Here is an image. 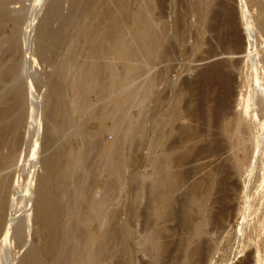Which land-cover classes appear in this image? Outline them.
Returning <instances> with one entry per match:
<instances>
[{
  "label": "bare ground",
  "instance_id": "obj_1",
  "mask_svg": "<svg viewBox=\"0 0 264 264\" xmlns=\"http://www.w3.org/2000/svg\"><path fill=\"white\" fill-rule=\"evenodd\" d=\"M177 1L174 0L173 3H177ZM213 1L199 0L198 3L195 1V7L191 5L193 7H191L193 15L196 18L194 22L198 26V28L196 27L198 29V34H196L197 45H200L201 42L203 43L202 38L205 39L203 37L204 30L208 27L207 23L210 22L209 18L211 14H214L212 12ZM20 2L18 0H0V264H64L63 262L65 264H100L101 262L102 264L103 260L99 259L102 256L104 258V255L107 257L109 254L105 248L101 251V246L105 243L107 247L109 246L108 249H111L115 246L112 245L113 243L116 244L118 240L121 241L122 239L121 243H117L122 244L121 247L125 248L124 253H126L127 250H130V242H132L131 239L134 232L130 227L125 225H122L121 231L116 229L117 231L115 232V229L112 230L111 226L114 225V220L110 219L111 214L109 213L110 211L108 212V202H105L101 196L98 197L95 193L96 191L94 192L93 190L92 182L91 184L88 182L90 176L95 175V170H98V172L95 171L96 175L100 171L103 173L102 170H107V176H109L111 181H117L115 182L118 183L117 186L122 192H124L125 188L128 189L126 186L128 185L127 178L129 177L125 176L127 175L125 174V168L129 162L131 163L132 154L130 155V152L127 150L131 149L130 146L134 144L132 142H136L134 140L137 138H141L142 140L145 134L144 124L147 118L140 116L141 120L138 117L135 121L129 116L130 114L126 113L122 115L121 119L118 118L117 113L119 114V110L127 104L129 95L126 94V91L132 87L131 78L134 71L132 63H137L131 60L134 51L132 44L139 45L141 49L140 53L145 54V56H142L153 61L162 59L167 55V49L162 48L164 39L161 40V34H166V32H163L167 29V25L165 26L164 21L156 16V11L159 9L158 5H161L162 0L160 4L159 0H32L29 7H22V4L21 8L18 7L19 9L14 7V5L20 4ZM239 3L242 7L240 10V24L244 31L245 44H247L246 50H243L245 52L243 55V57L245 56V61L241 67L239 65V70L236 69L238 65L236 64V66L235 63L237 62L233 64L228 61V64L226 61L225 64L223 62L224 65L219 62L212 66L210 65L211 67L209 66L207 70L205 69L206 71L204 70L206 78L213 77L212 79L216 78L213 81H221L222 83H219L223 84L224 87L222 90H225L223 91L224 93L221 92L222 90L220 91L223 95L216 90V93L222 95L220 98L218 97V101L215 102L218 99L217 97H214V101L211 98L213 103L219 102L220 105L217 108L215 105L214 110L208 113L210 119L208 122L214 119H217L216 121L218 122L219 120L223 121L222 123L220 122L221 125L219 127H217L218 125L216 126V129L218 128L217 130L220 131L219 133L217 131L215 134L213 132L212 144L209 145L208 150H210L212 158L216 157V152L218 153L220 149L228 154L227 163L231 162L233 165L231 172L234 171L233 174H235L236 180L238 179V182L241 180L242 184L245 185V188L242 186L245 189L242 194L245 197V201L259 206L255 209L257 211L259 208H264V0H239ZM170 7L173 8V5H170ZM188 10L185 11V14ZM160 12L158 13L161 16L165 13L162 12V15ZM188 16L191 17V14ZM179 17L178 19H180ZM56 22L58 23V27L53 29L52 24ZM177 23H180V21ZM229 26L226 28H229ZM230 28L232 29V27ZM237 34L236 31L234 36H237ZM234 36L231 37L235 38ZM132 40H136L137 44ZM165 48L167 47L165 46ZM137 50L139 51V49ZM136 54L134 57L139 55L138 53ZM58 57L59 61H56ZM144 57L143 59H145ZM33 58L36 61L41 60V63H44L50 70L53 67V70L42 77L40 75L38 79H31L30 74H32V71L30 67ZM142 60L140 61L142 62ZM148 62L150 63V61ZM118 66H121V72L119 71V73ZM235 70H238L239 82L237 81L238 88L236 87L238 94L235 92L234 96V91L232 93L231 90L233 87L231 86H233L232 82L236 78L235 74H233ZM43 71L45 70L43 69ZM204 76L203 79L205 78ZM214 84L216 87V82ZM39 85L40 87L44 85L46 93L44 94L45 99L43 101L47 105H50L51 108L48 111L50 129L48 136L44 140L45 146L46 148H54L48 156L46 155L47 157L42 162L45 176L36 180L35 171L31 172L24 189L25 194H23L22 198H17V195H20V193L17 194L15 191L13 174L15 172L14 169L18 168V163L22 161V157L20 156L19 159L18 155L19 140L22 135L24 136L23 131H26V135L33 131L35 110L42 104L41 102L37 103L39 101L37 99V88ZM211 88L215 89L213 86ZM213 89L210 90L213 91ZM91 94L95 95L97 99H95L96 104L87 101V98ZM233 96L236 97L235 100H232ZM149 98L150 96L143 100L139 99L142 109L146 108L147 103L150 101ZM180 98L178 96L175 101L170 103L169 108L163 110L164 117H161L162 121L160 122L162 123L161 126L164 125L163 127L168 128V137L172 135L176 122L185 119V116H190L188 114L183 116L184 110L181 113L179 106ZM98 103H101V105H98ZM199 107L201 106L199 105ZM195 108L193 107L195 112H198L196 111L197 108ZM124 109L126 111V108ZM207 110L210 111V109ZM189 112H192L191 109ZM195 112L193 113L195 114ZM220 114L223 117L225 116V118L220 119ZM120 120L123 121L120 123ZM107 122L110 123V128H106ZM91 123H94L93 125H96V127L103 128L101 134H105L106 137V134L108 135L109 133L111 138L108 139L106 137L103 139L100 133L96 134L93 133V130L90 131ZM212 123L216 125V123ZM117 124L118 126L120 124L124 125L123 129L122 126L120 128ZM116 126L117 128L114 132L112 127ZM213 127L215 126L213 125ZM119 129H122L121 133L118 132ZM67 133H69L68 137L66 136ZM119 133L121 137L117 136ZM37 136L31 146H38ZM165 136L158 143L159 158L155 159L154 164L162 166V171L165 174L163 181L169 193L166 197L164 196L165 198L152 202V204L164 206L161 208L163 212H160V209H156L158 206L151 205L152 207L155 206L151 211L154 212V216H152L156 222L157 220H162L165 213L167 214L169 209L171 210L172 197H175L173 193H175L182 179L174 172V165L175 163L177 164L179 153L167 149ZM115 137L122 139L123 143L121 142L122 146L121 148L119 147L120 149H118V146L121 143L117 146L114 143ZM96 138H99V140ZM219 138H222V142L224 143L219 145L221 143L218 142L221 141ZM89 144L93 146V155L87 153V155L83 156L84 154L82 155L81 150L85 145ZM199 150L201 152L200 147ZM88 155H91V157ZM86 156L89 158H84ZM119 159L121 161L117 162ZM215 168L206 176L203 182L204 185L202 183L193 185L187 194L188 200L183 210V219L185 216V223L183 222V224L188 228V232L186 233H188L189 237L182 244L184 246L182 248L184 250V259L181 260L182 262L180 261L181 264H188L190 261L189 257L186 256L187 253L192 258L193 256H197L200 246H205L202 237L206 232H204V228L210 223L206 217L208 218L211 215L206 214L208 211L206 206L215 188L216 179L221 174H224L223 172L221 173L223 168L222 170L220 169L221 167ZM224 169L226 168L224 167ZM228 170L230 171L229 167ZM228 170H225L226 172L223 170L225 176L221 180V184L223 182L228 183L231 180L232 177H230ZM80 172H84L88 177L87 181H85V186L82 187V183L73 186L74 182L72 183V180H77L75 176ZM80 174L79 177L81 176ZM200 181L202 182V180ZM232 181L234 180L232 179ZM130 182L128 183L131 184ZM79 184L82 188L78 187ZM70 185H72V194H65ZM34 187H39L38 194H33ZM34 195H36L35 198ZM66 196L69 199H66ZM18 202H23L27 211L32 213V216L27 215L26 218L17 220L14 211L17 204L19 205ZM210 205L213 204L211 203ZM229 205L231 206L232 204ZM152 207L150 208L152 209ZM223 211H220V214ZM222 214L220 217H222ZM191 216L194 217L192 222L189 221V217ZM263 219L256 222L259 225L254 223L255 227L252 226L253 228L249 227L250 230H248L249 228L247 229L254 236L256 235V237L252 236L254 240H257L255 238L258 236L261 242L264 241V237L260 234V230L264 227ZM110 220H113V224ZM32 221L37 228V232L41 233L40 236L43 243L38 244L37 242L36 245L34 244L29 247L25 250V254L16 262V258L12 255L11 242L15 241L14 245L22 249L21 247L26 244V230ZM212 222L214 223V221ZM219 222L221 223V220ZM256 225L259 229L256 228ZM242 228L245 230V227ZM244 230L239 231L243 234ZM256 230H259V232L257 233ZM159 234L161 235V233ZM236 234H238V231ZM249 234L247 235L249 236ZM117 237V241H114ZM249 237L250 239L252 238L251 234ZM259 241L255 242L260 243ZM151 243L152 249L157 252L155 256L156 260L161 247L157 243ZM212 244L210 243L209 245ZM214 247H216L215 244ZM214 247L213 249H215ZM210 248H206L210 250L209 254L207 253L208 256L212 255V253L216 255L217 250L215 251ZM99 250L103 253L106 250L105 254L100 255L101 257H99ZM122 250L124 251V249ZM69 251H71V254L69 253L71 258H65L68 260L63 261L64 254ZM256 255V263L264 264V255ZM109 256L110 260L114 258L111 254ZM108 258H104V261ZM210 258L213 259V257H209V260H211ZM209 260L208 262H210ZM205 262L207 263L206 260ZM127 264H131L130 261ZM209 264H212V262Z\"/></svg>",
  "mask_w": 264,
  "mask_h": 264
},
{
  "label": "rangeland",
  "instance_id": "obj_2",
  "mask_svg": "<svg viewBox=\"0 0 264 264\" xmlns=\"http://www.w3.org/2000/svg\"><path fill=\"white\" fill-rule=\"evenodd\" d=\"M18 1L19 2L23 1V2L22 3L20 2V4L14 5V7L21 8L22 5H23L22 7H26V6L29 7V5H31V3H32L31 2L32 0H27V1L26 0L25 1L24 0H18ZM163 1L166 2L168 0H162V3H161V0H159V4L160 3H161V5L163 4L162 5L163 7L161 5L160 6L158 5L159 9H157L158 11H156V13H157L156 16L158 18H161L162 21H164L163 23L165 24V26L167 25V29L165 27L166 30H164V32H163V33L166 32V34H161V40L164 39L163 42H164L165 46L167 47V48H165V46L162 42V44H163L162 48H164L165 50L167 49V55H165V57L162 59L161 58L158 59L157 61L154 60L155 61V63H154L153 60L148 59L147 57L145 58L144 53H140L141 49H140L139 45H134V43H133L136 40L135 41L132 40L133 41L132 45L134 46V47H132V49L135 52L133 51V54H132L133 59L131 58V60H133L132 62H137V63H132L133 64L132 67L134 70L133 74H132L133 76L131 78V83H132L131 86L132 87L130 90L126 91V94L129 95V96L127 95L128 96V102L126 105H124L119 110L120 113L119 114L117 113L118 118H121V119L123 117L122 115L126 114V113L130 114L129 116H131L132 120L134 119L135 121L138 117L140 118V120H141V117L147 118L145 121V124H144L145 134L142 137V140H141V138L140 139L137 138L136 140H134L136 142H132L134 144H132L130 146L131 149L127 150L128 152H130V155L132 154L131 155L132 161L130 160L131 163L129 162L128 163L129 166L127 165L125 168V170H126L125 174H127L125 176H128L129 178H131V179L127 178V184L128 185L126 187L128 189L125 188V190H123L124 192H122V190H120L119 187L117 186L118 185V183H116L117 181L116 180L111 181L109 176H107L108 175L107 170L106 171L102 170L103 173H101V171L99 170L100 172L97 173V175H96V172H98V170L97 171L95 170L96 171V172L94 171L95 175H93V176L91 175L89 182H88L90 184L92 182L91 185L93 187L94 192L96 191L95 193L97 194V196L98 197L101 196L102 199L105 200V202H108V205H109L108 212L110 211L109 213L111 214V216L110 215L109 216H110V219L112 218L114 220V225L111 226L112 230L115 229V232L117 230L121 231L122 225H125L127 227H130L134 232L133 238L131 239L132 242H130V247H129L131 251L127 250L126 253H124L125 248L123 246L121 247L122 244L121 245L118 244V243H121L122 239L120 237L121 241H119V240L117 241V239L119 237L118 236L114 240V241H117L118 243L116 242V244L115 243L112 244V245H115V246H113L114 249L113 248L108 249L109 246L107 247L105 243L104 244L107 248L105 246L103 247L104 244L100 248V250L102 249L101 251H103L105 248L107 250V251L106 250L105 251L108 252L109 255L111 254L113 256V254L115 253V255L113 256L114 258H111V260H110V256L108 254H106V255H108L109 258H108V256L106 257L104 255V258H108L110 261H112V259H113V261L110 262L108 259L107 260L105 259V261H104V258H102L103 257L102 255L105 254V251L103 253L100 250H99V257H101V256L102 257L99 260H101V259L103 260L102 264H108V263L109 264H127L128 261H130L131 264H181L180 261L182 259H184V250L182 249V248H184V246H182V244H184V240L189 237L187 235L188 233H186V232H188V228L186 227L185 224H183V222L185 220V216L183 219V215H184L183 210H184V208H185L184 206L188 200L187 194H188V192H190L189 190L192 189L193 185L198 184V183L199 184L202 183V185H204L203 182L206 179V176L215 167L216 168L221 167L220 169L222 170V168H223L224 171L228 170V167H229L230 171L229 170L228 171H229L230 177H232L231 180L229 181V179H228V181H229L228 183L223 182V184H221V182H222L221 180L224 178L226 171L224 172L223 170L221 171L219 169V171H221V173L223 172L224 174H221L216 179V182L214 185L215 188H214L212 195H211L212 199L210 198L211 201L209 200V202L206 206L208 208V211L206 212V214L207 215L211 214V215H209L210 218H209V216H208V218L206 217L207 220L209 219L208 221L210 223L207 222L209 225H206V227H205L206 230L204 228V232L205 231L206 232H205V235H203V237H202V240L204 239L203 242H204L206 247L200 246L201 250L199 249L197 256H193L192 258L190 256H188V253H187L186 256L189 257L188 259H190L188 264H209L211 262H212V264H257L256 263V261H257L256 256L257 255L256 254L264 255V243H263L264 241L261 242V240L258 239V236H257V238H255V239H257L258 241L260 240L259 241L260 243L255 242L257 240H254V238L252 237V236H254V234L247 231V229L249 227H251V228L255 227L254 223L257 224L256 222H259V220L261 221L263 219V217H264L263 209L264 208L263 209L259 208V210L256 211L255 209L259 206H255L256 205L255 203H254L255 205H252L251 202L248 203L249 201H245V197L242 195L243 190H245L244 189L245 185L242 184L240 179H239L240 180L239 182L237 181L238 179L236 180V177H234L235 174H233L234 171L231 172V170H233V165L231 164V162L227 163L228 154L225 153L223 150H222L223 151L222 152L220 149L218 153L216 152V157L212 158V156H210L211 152H210V150H208L209 145L212 144L211 141H212L213 132L215 134V133H217V131H218V133L220 131V130H217L218 128L216 129V126L218 125L217 127H219V125H221V123L223 121V120L222 121L219 120V118H218L219 122L216 121L217 119L211 120L210 121L211 123L208 122L210 120L208 117V113H210L214 110L213 108H215V105H216V108L220 105L219 102L213 103L211 100L213 99V101H214L216 97L220 98V96H222L224 93L223 91H225V90H222V89H224V87H223V84H221L222 83L221 81H217V80L213 81L214 79H216V78L212 79L213 77L206 78L204 76V72L209 68L210 65L212 66L215 63H219V62H220V64H223V62L225 64V61H226V63L228 61L229 63H233V64L235 62H237V63H235V65L236 64L238 65V66L236 65L237 66L236 69H238L239 65L241 67V65L245 61V56L243 57L245 52H243V50L244 51L246 50L247 44H245L246 40H245L244 35H243L244 31H243L241 24H240L241 23L240 22L241 21L240 10L242 9V7L239 3V0H214L213 5H212V7H213L212 12H214L215 15L212 13L210 18H209L210 22L207 23L208 27H207V29L204 30V33H203V35H204L203 37L205 39L202 38V40H203V43L201 42L202 45L201 44L197 45L198 41L196 39L197 38L196 34H198V31H197L198 26H196L197 24H196V22H194V21H196V18L193 15V11H192L193 9L192 8L195 7V4H194L195 1L198 3L199 0H195V1L194 0H178L177 3L176 2L173 3L174 0H172V2H170V0H169L166 3L165 2L163 3ZM235 3H237V4H235ZM169 4L171 6L173 5V8L170 7ZM191 5H193V7ZM11 6L13 7V5H11ZM174 6L176 7L175 9H174ZM163 9H165V10L162 11ZM188 9H190L191 11ZM218 9H219V11H217ZM187 10H188V12L185 14V11H187ZM158 12H160V13L165 12L164 15L162 13V15L164 17L161 16V14H159ZM190 14H191V17L188 16ZM184 15H186V16H184ZM178 17L180 19H178ZM177 19H178V21H177ZM176 21L177 22L180 21V23H177ZM183 22H185V23H183ZM36 25H37V22H36ZM228 26H229V28H226ZM57 27H58L57 22L52 24L53 29H56ZM230 27H232V29ZM231 31L234 34H232ZM236 31L238 33L237 34L238 37L234 36ZM181 34H182V36H181ZM231 36L232 37L234 36L235 38H232ZM236 37H237V39H236ZM229 39H231L232 41ZM197 46H199V47H197ZM137 49H139V51ZM228 49H230V50H228ZM54 50H55V47H54ZM251 52H252V50H251ZM134 53H135V55H134ZM136 53H138L141 56L142 55H144V56H142V58L139 55L137 57H134L137 55ZM168 53H169V55H168ZM143 57L145 59H143ZM140 60H142V62ZM147 60L150 61V63ZM229 60L232 62H230ZM37 61L35 58L32 59V65L30 67V69L32 71V72L30 71L32 73V74H30L31 79H38V78H40V75L42 77L43 75L48 74L50 71L53 70V67L50 70L49 68L46 67V65L44 63H41L42 62L41 60H39L38 62ZM56 61H59V57ZM54 67H55V65H54ZM120 68H121V66H118V73H119V71L121 72ZM32 69H34V70H32ZM43 69L45 71H43ZM238 70H235V72L233 73L236 76V78H234L235 81L233 80V82H232L233 86H231V87H233V89L231 88V90H232V93L234 91V93H233L234 96L236 93L238 94V89H237L238 88L237 81L239 82V79H238L239 77L237 74ZM38 72H40V73L38 74ZM203 76L205 77L204 79H203ZM205 80H208V81H205ZM215 82H216L217 88L214 86ZM219 82H221V83H219ZM211 85L215 89L211 88L212 87ZM200 86H201V88H200ZM202 86H203V88H202ZM37 89H38L37 90V99L39 101L37 100L38 102L37 101L36 102L37 103L41 102L42 104L40 107L37 108L38 110L37 109L35 110V114H34L35 125H33V128H32L33 131H32V129H30L32 132L30 131L31 133L30 134L28 133V135L25 134L26 131H23L24 136L22 135L20 140H19L20 145L18 147V155H19V159H20V156L22 157V161L20 163H18V168L14 169L15 172L13 174V183L15 184V187H16L15 191L17 192V194L20 193V195H17V198H22L23 194H25L24 189H25L26 183L28 182V179L31 175V172L33 173L35 171L34 174H35L36 180L45 176V171H44L42 162L48 156V154H50L53 151V148H54V147H50V148L47 147L46 148L45 141H44L46 139V137L48 136L49 129H50V116H49L48 111L51 109L50 105H47L43 101L45 99L44 94L46 93V89H45L44 85H41V87L39 85ZM210 89H213V91H215L214 92L215 94ZM216 90H218V92L222 95H220L219 93H216L217 92ZM220 91L223 93H221ZM218 94H219V96H218ZM148 95L150 96V98H149L150 101L149 102L147 101L148 103L146 105V108L142 109V107H140V103H141L140 100H143L144 98L149 97ZM178 96H179V98L181 97L180 98L181 100L179 101L181 113L184 110L186 112L183 111V113H182L183 116H185L187 114L190 116H187V117L185 116V119H182V120L176 122L174 125V131L172 132V135L170 137H168V135H167L168 134V128L163 127L164 125L161 126L162 123L160 121H162L161 117L162 116L164 117L163 110H165L166 108H169L168 106L171 105L170 103L175 101L178 98ZM234 96H233L232 100L236 99V97H234ZM219 98L216 99L215 102L218 101ZM95 99H96L95 95L91 94L87 98V101L88 102L91 101V103L93 102L94 104H96ZM156 103H157V105H156ZM229 103H231V102H229ZM98 105H101V103H98ZM199 105L201 107H199ZM127 107H128V109H127ZM193 107H196L197 108L196 111H198L199 113L195 112ZM124 108H126V111ZM157 108L160 110H158ZM201 108H202V110H201ZM190 109L192 112H189V113L193 114L192 116L194 118L191 116V114L188 113V111ZM207 109H210V111ZM37 112H38V114H37ZM42 112H44V113H42ZM193 112H195V114ZM184 113H186V114H184ZM196 113H198V114H196ZM36 115H39V116H36ZM194 115H196V116H194ZM219 117H220V119L225 118V116L223 117L221 114ZM121 121H123V120H120V123H121ZM212 122L216 123V125L213 124ZM93 124L94 123L90 124V126H91L90 131L93 130V133H96V134L100 133V135L103 136L102 137L103 139H105L106 137L108 139L111 138V135L109 133H108V135L106 134V137H105V134L104 135L101 134L103 132V128H101L99 126H98L99 127L98 128V127H96V125H93ZM118 124H117V126H118ZM213 125L215 127H213ZM117 126L112 127V130H114V132H115ZM121 126H122V124H120L118 127L121 128ZM123 126H122V129H123ZM176 126H177V128H176ZM190 126H191V128H190ZM106 128H110L109 122H107ZM192 128H194V129H192ZM122 129H119L118 132H120ZM194 130H197V131H195L196 134H195ZM120 133L117 136L121 137ZM68 134L69 133L66 134L67 137H68ZM36 136H37L38 146H31L33 144V142H34L33 140H35ZM164 136H165V143H166L167 149L172 151V152L177 151L176 153H179V156H178L179 159L177 160V164L175 163V165H174V172L180 177V179L181 178L182 179L178 185V188L175 190V193H173V196H175V197H172L173 202L171 205V210L170 209H169V211L167 210L169 214L167 213L168 214L167 215L165 213V215L163 216L164 219L162 218V220H160V221L157 220V222H156L155 218H153L154 212L151 211V210H153V207H155V206L152 207L151 205H153V204L156 205V204L155 203L152 204V202H154V201L156 202V200H158L160 198L161 199L165 198L167 196V194L169 193L168 189L166 188L164 181H163L165 174L163 173L164 171H162L163 170L162 166L160 165L161 166L160 167V166H156L154 164L155 159L159 158L158 157L159 156L158 143L164 139ZM120 139L118 137L114 138V143H116L117 146L122 142V139L121 140ZM184 139H186V140H184ZM219 139H221V141H218V142H221V143H219V145L224 143V142H222V138H219ZM97 140H99V138ZM122 143H121V145L118 146V149L121 148ZM221 146H220V148H221ZM199 147L201 148V152L199 150ZM198 150L200 153L199 152L197 153ZM81 151H82V155L84 154L83 156L87 155V153L93 155L92 152H94L92 144H89L87 146L85 145V147H83ZM197 154H199V155H197ZM88 156L91 157V155H88ZM88 156H86L84 158H89ZM120 161H121V159L117 160V162H120ZM181 161H183V162H181ZM228 164H231V165H228ZM230 166L232 167V169ZM224 167L226 169H224ZM80 173H79L81 175L80 177H79V174H77L75 176L77 178V180L76 179L72 180V183L74 182L73 186L74 185L77 186L78 183H82L81 184L82 187L85 186V183H86L85 181H87L88 177L84 172L83 173L80 172ZM17 176H18V179H17ZM15 177H16V179H15ZM232 179L234 181H232ZM15 180H18V181H15ZM105 180H106V182H105ZM200 180H202V182ZM128 182H130L131 184H129ZM233 182H235V183H233ZM240 182H241V184H239ZM216 183H217V185H216ZM112 184H113V186H112ZM227 184H228V186H227ZM114 185H115V188H114ZM81 186L79 184L78 187H81ZM242 186L244 188H242ZM71 187H72V185H70L69 189L67 188L65 194H72V192H71L72 188ZM34 189L35 190H34L33 194H38L39 193V187H36V188L34 187ZM35 196L36 195H34V198H35ZM263 196H264V194H263ZM66 197H67L66 199H69L68 196H66ZM18 203H19V205L17 204V207L14 211V213H16L15 217L17 220L26 218L27 215L32 216V213L27 211L23 202H18ZM110 203H112V204H110ZM211 203L213 205H210ZM229 204H232V205L230 206ZM156 206H158V205H156ZM223 206H225L227 209ZM150 207H152V209ZM163 207L164 206H162V207L158 206V207H156V209L157 210L160 209V212H163V210L161 211V208H163ZM212 209H214V210H212ZM223 209H224V211H223ZM225 210L226 211L228 210V211L226 212ZM220 211H223L222 212L223 214L221 213L222 217H220L221 216ZM111 212L113 213L114 217H113ZM206 214L204 215V218H205ZM216 214H218V215H216ZM232 214H234V215H232ZM212 217L216 220H214ZM222 218H223V221H222ZM113 220H110V222H112V224H113ZM193 220H194V217H192V216L189 217L190 222H192ZM211 220L214 221V223ZM220 220H221V223L219 222ZM262 222H264V219ZM210 224H211V226H210ZM221 224H223V225H221ZM257 225H259V223ZM257 225H256V228H257ZM213 226H214V228H212ZM119 227H121V228L119 229ZM242 227H245V230ZM124 228H126V227H124ZM184 229H186L187 231ZM257 229H259V228H257ZM155 230L157 231V233ZM239 230H241V231L244 230L245 232H242V233L245 236L243 234H241V231H239ZM248 230H250V228ZM237 231H238V234H236ZM158 232L161 233L162 236ZM239 232L241 235L239 234ZM256 232L258 233L259 230H256ZM248 233L251 234V237H252L251 239L249 237L250 234H249V236L247 235ZM40 234L41 233L37 232V228H36L34 222L32 221L29 224L28 229L26 230V244H24V246L21 247L22 249L18 248L16 245H14L15 241L11 242V251H12L13 257L16 258L15 259L16 262L25 254V252H26L25 250H27L29 247H31L34 244L36 245L37 242H38V244L43 243ZM260 234L262 235V237H264V227H262V229L260 230ZM117 235H119V234H117ZM154 235H155V238L153 239ZM156 236H159V237H156ZM254 237H256V235ZM148 239H150V240H148ZM153 240H155V241H153ZM253 240L255 243L253 242ZM148 241H150V242H148ZM212 241H213V244H212ZM246 241L249 243L247 244ZM251 241L253 242V244ZM151 242L157 243L161 247L160 252H158L159 255H158L156 260H155V256L157 255L156 254L157 252L154 251V249H152L153 247H151L152 246ZM216 242L220 246L217 245ZM210 243L212 245H209ZM250 243H251V245H250ZM214 244L216 247L218 246L219 248L217 247V249H216V247H214ZM248 245H250V246H248ZM210 246H211V248H210ZM208 247L212 250H215V251L217 250L216 255H214V253H212V255L208 256L209 251H210L209 249L208 250L206 249ZM213 247L215 249H213ZM122 249H124V251ZM219 249L221 250V252H219L220 251ZM142 250L144 251V254H143ZM215 251H213V252H215ZM70 252L71 251L64 254L63 259H62L63 261L68 260L69 259L68 257L71 258V256H69ZM65 255H67V256H65ZM126 256H127V258H126ZM209 257H213V259L210 258L212 261L209 260ZM65 258H68V259H65ZM206 258H208V259H206ZM193 259H195V260H193ZM157 260H158V262H157ZM205 260L207 261V263L205 262ZM208 260L210 262H208ZM63 263L65 264V262H63ZM100 264H101V262H100Z\"/></svg>",
  "mask_w": 264,
  "mask_h": 264
}]
</instances>
